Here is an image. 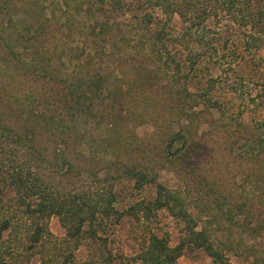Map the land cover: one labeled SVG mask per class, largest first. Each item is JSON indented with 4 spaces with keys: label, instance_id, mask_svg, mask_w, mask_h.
Wrapping results in <instances>:
<instances>
[{
    "label": "trees",
    "instance_id": "obj_1",
    "mask_svg": "<svg viewBox=\"0 0 264 264\" xmlns=\"http://www.w3.org/2000/svg\"><path fill=\"white\" fill-rule=\"evenodd\" d=\"M175 14L182 27L173 32ZM261 47L264 0H0V199L9 185L31 218L28 247L51 241L54 214L65 229L58 260L88 264L73 250L84 238L106 241L107 227L130 214L145 226L132 257L140 264H177L187 246L234 264L235 244H244L236 252L247 264H264ZM245 53L247 76L234 67ZM143 122L150 133L138 132ZM208 139L245 162L232 189L207 164L216 158ZM164 164L178 187L158 177ZM123 176L137 190L152 184L154 194L119 205ZM162 208L182 222L173 245L151 227ZM218 210L225 239L200 223ZM11 224L0 220V238ZM233 225L247 245H233ZM0 246L2 258L9 243Z\"/></svg>",
    "mask_w": 264,
    "mask_h": 264
},
{
    "label": "rangeland",
    "instance_id": "obj_2",
    "mask_svg": "<svg viewBox=\"0 0 264 264\" xmlns=\"http://www.w3.org/2000/svg\"><path fill=\"white\" fill-rule=\"evenodd\" d=\"M130 5L135 3L137 0H126ZM158 9L155 12L158 13ZM172 31H179L182 27V21L180 17L175 14L171 20ZM257 53L261 55L262 60L260 62V70L264 73V47L257 50ZM234 67L236 71H239L247 76V54L245 53L244 58H235ZM213 73L218 70L216 68L212 69ZM259 74V73H258ZM233 75V73H232ZM244 118L247 119L249 113L247 108L245 109ZM205 128L199 130V136L204 135ZM137 130L140 134L150 133L151 125L148 122H143L137 125ZM206 134V133H205ZM184 139V144H182L179 149H183L185 144L188 142L186 135H182ZM207 146L211 145L216 147V155L210 157L207 164H214V172L216 174V179L220 183V187L223 189H232L236 184L242 181L245 173V162H240L233 160L230 154H228L226 149L222 147L218 148L216 146L217 142L215 140L208 139ZM223 153L224 155H221ZM206 154L204 155V159ZM158 177L166 183L168 186L178 187L181 184V180L169 164H164L159 166ZM245 189L247 190V184H245ZM118 190V204L124 205L130 200L139 197L149 198L154 194V187L152 184H146L142 189L137 190L133 187V181L128 177H121L116 183ZM15 194L12 188L8 185L3 188L0 199V220L4 217H9L11 219V226L2 232V237L0 238V245L3 242L4 245L9 243L7 247L9 252H4L2 258H0V264L5 262L9 264H61L58 257L65 249L64 243L61 241L65 233V229L60 224L56 215H51L48 219V230L50 231L51 241L44 243L43 246L36 245L33 248H29V233L32 231L31 218L22 211L16 204ZM229 204H223L224 209L227 208ZM190 210L197 214V208L189 206ZM218 217L215 220H209L210 216L207 213H202L200 218V223H206L208 227L212 230L215 235L220 236L225 239L227 237L229 229L226 227V220L224 219L225 214L221 216V212L218 210ZM208 215V216H207ZM182 222L169 214V212L162 208L159 209L156 218L151 223V227L158 234L167 232L169 235V243L175 244L178 242L181 235ZM231 234L233 238V245L236 240L241 238L243 242L247 245V233L243 232L240 234V230L237 226H231ZM106 241H95L90 238H84L79 246L73 250V257L78 262L86 261L88 264H140L138 259L132 258L140 248L146 242V232L144 223L137 221L130 214H124L117 223L109 225L107 230L103 234ZM253 238V237H250ZM264 239L263 236L259 238ZM244 244L235 246L236 251L239 250ZM1 247V246H0ZM43 249V250H42ZM235 250L228 251L230 261L234 264H247V260L243 256L239 255ZM3 259V262H1ZM50 259V260H49ZM44 261V262H43ZM46 261V262H45ZM177 264H215L211 257L201 248L185 247L182 254L177 258Z\"/></svg>",
    "mask_w": 264,
    "mask_h": 264
}]
</instances>
